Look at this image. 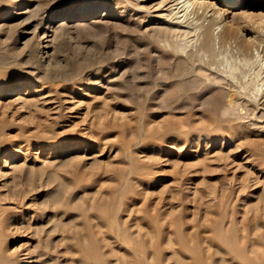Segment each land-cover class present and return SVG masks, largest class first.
<instances>
[{
  "label": "rangeland",
  "instance_id": "374dc122",
  "mask_svg": "<svg viewBox=\"0 0 264 264\" xmlns=\"http://www.w3.org/2000/svg\"><path fill=\"white\" fill-rule=\"evenodd\" d=\"M165 1L0 0V264H264V0L190 5L161 68Z\"/></svg>",
  "mask_w": 264,
  "mask_h": 264
},
{
  "label": "bare ground",
  "instance_id": "6f19581e",
  "mask_svg": "<svg viewBox=\"0 0 264 264\" xmlns=\"http://www.w3.org/2000/svg\"><path fill=\"white\" fill-rule=\"evenodd\" d=\"M18 1H23V2H25V3H27L28 4V7L32 4V2L34 1V3L30 6V8L28 9V10H26V11H24L23 12V14H27V15H33V12H35V10L38 12V14H40L39 13V10L37 9V6H35V3H38V0H18ZM42 1V0H41ZM144 1V0H143ZM162 1V0H161ZM167 1V0H166ZM165 1V5H169L168 7H167V9L166 10H168V15H167V19H168V17H170V16H172L171 17V19L172 20H175L176 22L175 23H172V21H170V20H166V19H164L162 16H160L159 15V17H156V18H159V19H161L160 20V22L161 23H159V24H157V27L155 28H153V27H148L146 30H148V33H150V31H153V30H155V32H154V34L153 35H151V39H155L154 40V42L156 43V44H158L160 47H162L161 48V51L160 52H164L166 55H164L163 57L161 56V58L163 59H161L162 60V62L163 63H165V64H162V62H161V60H160V62H161V65H159L161 68L163 67L164 68V66L165 65H167V58L166 57H168V55H173V54H171V50H172V46H173V44H175V43H173V42H176L175 41V39H180L181 37H183V38H185L186 36L188 37V35H190V30H188V28L186 27V26H183V25H181V23H183L182 21H180V22H177L178 21V19L180 18V16L179 17H177L178 16V14H180L182 11H187V9L189 8V6L190 5H196V7L197 6H199L200 7V5H205V3H208L207 1H204V0H201V1H196V0H193L192 2L190 1V0H168L167 2ZM188 1H190V4H189V2ZM159 3H160V1H159ZM213 4H214V2H213ZM208 5V4H207ZM93 7L92 8H90L89 10H87L86 12H84V13H82V14H79V15H74L75 14V12H79V10H76V8H68V9H65V10H63V11H57V12H54L52 15H50L47 19H45V21L43 22L44 23V26L46 27V29L47 28H53L54 27V25H56L59 21H61V20H70V19H72V18H75V17H79V18H82L81 19V21H86V20H89V16L93 13V11L92 10H95V8L97 7V5L96 4H93L92 5ZM234 6V3L232 2V1H227L226 3H225V6H223V7H221V8H219V9H217V11H216V15H215V17H220L221 19H223L227 14V10L228 9H226V7L227 8H232ZM116 7V6H115ZM145 7V6H144ZM159 7V6H158ZM158 7H157V9H158ZM174 7V8H173ZM198 7V8H199ZM201 7H203V6H201ZM200 7V8H201ZM143 8V7H142ZM160 8V7H159ZM108 9V8H107ZM138 9V8H137ZM139 9H141V7L139 8ZM146 9H148V8H146ZM156 9V10H157ZM180 9H182L181 11H180ZM174 10H176V13H173V11ZM198 11V10H197ZM184 13V12H183ZM22 14V13H21ZM34 15H35V13H34ZM182 15V14H181ZM103 16V15H102ZM106 16V15H105ZM158 16V15H157ZM165 16V15H164ZM31 17V16H30ZM33 17V16H32ZM36 18H37V16H35ZM34 17V18H35ZM6 18V14H0V21L1 20H4ZM164 19V20H163ZM32 21V20H31ZM30 21V22H31ZM80 21V22H81ZM157 21V20H156ZM163 21V22H162ZM42 22V21H41ZM213 22V21H212ZM218 24V23H217ZM159 25H161V26H159ZM48 30V29H47ZM45 32V31H44ZM206 32V31H205ZM152 33V32H151ZM210 33V32H209ZM212 34V33H211ZM147 35V34H146ZM162 35V36H161ZM206 34H204V36H205ZM158 36V37H157ZM192 36V35H191ZM202 36V35H201ZM40 37V39H42L43 41L45 40V39H47L49 36H46L45 35V33H43V35H41V36H39ZM51 37V36H50ZM160 37H162V38H160ZM156 38H158V39H156ZM182 38V39H183ZM150 39V38H149ZM181 39V40H182ZM152 41V40H151ZM178 41V40H177ZM45 42H47V45H45V46H42L41 45V43H39V50H38V54H42V58H45V59H47L49 56H48V51H49V49L51 48V46H49L48 45V43L50 42L49 40H46ZM153 42V43H154ZM154 43V44H155ZM173 43V44H172ZM177 43V42H176ZM46 44V43H45ZM208 44H211L210 43V36L208 35V33H207V35H206V37H204L203 38V40H202V42H201V45H202V47H206V45H208ZM173 47H176V46H173ZM208 47H209V45H208ZM42 48H44V49H47L45 52L44 51H41V49ZM205 49V48H204ZM163 55V54H162ZM175 55V54H174ZM174 55H173V57H174ZM41 57V56H40ZM170 57V56H169ZM171 58V57H170ZM176 58V57H175ZM181 58V57H180ZM183 58V57H182ZM182 58H181V60L179 61V59H178V61H179V63H181L182 64V62L181 61H187L186 63V65L185 66H187L189 63H188V58L186 59V60H182ZM165 59H166V61H165ZM42 60V59H41ZM147 60V59H146ZM171 59H169L168 61L172 64V62H173V60L172 61H170ZM189 60H191V66L190 67H184V65L182 66V67H184V68H180L181 67V65L180 66H178V67H176L177 69H176V74H178L179 76H182V77H184V78H194L195 76H197L199 73H200V71H201V67L199 68V66L197 67V65H196V63H195V60L194 59H190L189 58ZM202 61V60H201ZM149 62V61H148ZM176 63H178L177 61H176ZM169 64V63H168ZM170 64V65H171ZM175 64V63H174ZM179 65V64H178ZM173 65H171V67H172ZM175 66H177V65H175ZM159 67V68H160ZM205 67V66H204ZM209 67V66H208ZM55 68H56V66H55ZM161 68H160V70H161ZM167 68H170V67H167ZM206 68V67H205ZM175 69V67L173 68V70ZM203 69V68H202ZM172 70V71H173ZM204 70V69H203ZM202 70V71H203ZM206 70V69H205ZM204 70V71H205ZM163 71H166V68L163 70ZM163 71L161 70V72L163 73ZM201 71V72H202ZM203 71V73L205 74L206 72H204ZM207 71V70H206ZM209 71V70H208ZM211 72H212V70H211ZM211 72H209V74L211 73ZM168 73H170V74H172V72H171V69H170V72H169V69H168V71H166V73L164 72L163 74H164V76H166L165 74H168ZM202 73V74H203ZM176 74H174V76H176ZM201 74V75H202ZM206 74H208V72L206 73ZM173 75V74H172ZM211 75V74H210ZM162 76V75H161ZM163 76V77H164ZM194 76V77H193ZM205 76V75H204ZM214 76H216V75H214ZM171 77H173V76H171ZM170 78V77H169ZM169 78H167L168 80H169ZM177 78V77H176ZM209 78V77H208ZM161 79H162V77H161ZM213 79V78H212ZM211 79V80H212ZM216 79V81L215 82H217V83H219V82H222L223 80H222V78H215ZM153 81V80H152ZM184 81V80H183ZM197 81V80H196ZM213 81V80H212ZM211 81V82H212ZM170 83V82H169ZM217 83H216V85H217ZM212 84V83H211ZM222 84V83H221ZM166 85V84H165ZM219 86V85H218ZM222 86V85H221ZM172 88V87H171ZM244 88V87H243ZM187 89V88H186ZM241 89V88H240ZM19 89H18V87L15 85V84H13V83H11L9 86H7V87H2V88H0V98H2V97H8V98H11V97H13L14 95H16V94H14V92H16V91H18ZM184 92V91H183ZM29 91H28V89H26V90H24L23 91V95H21V98H24V97H27V96H29ZM213 101V100H212ZM208 103V102H207ZM206 103V104H207ZM214 103V102H213ZM212 103V104H213ZM209 105V104H208ZM217 106V105H216ZM219 106V105H218ZM212 107V106H211ZM209 109V108H208ZM215 109V108H214ZM242 119V118H241ZM70 144H71V141H67L66 143H65V145H64V147L63 148H67V147H69L70 146ZM117 188V187H116ZM110 189H112V188H110ZM120 189V188H119ZM109 191V190H108ZM119 192V191H118ZM108 193V192H107ZM113 193H114V191H113ZM112 194V193H111ZM109 195V194H108ZM114 195V194H113ZM107 196V195H106ZM109 197V196H108ZM102 199H103V197H102ZM108 199V198H107ZM97 201V200H96ZM100 201V200H99ZM114 201V200H113ZM105 203V202H104ZM108 204V203H107ZM60 205V204H59ZM104 207V206H103ZM98 208V207H97ZM103 213V212H102ZM110 213V212H109ZM114 213V212H113ZM147 213V212H146ZM128 214V213H127ZM129 216V215H128ZM104 217V216H103ZM137 218V217H136ZM156 218V217H155ZM104 219V218H103ZM73 222V221H72ZM83 222V221H82ZM106 222H107V220H106ZM77 223V222H76ZM84 223V222H83ZM104 223H105V221H104ZM73 224V223H72ZM78 224H80V223H78ZM110 224V223H109ZM147 224V223H146ZM149 224V223H148ZM58 225V224H57ZM74 225V224H73ZM72 225V226H73ZM85 225V224H84ZM93 225V224H92ZM107 225V224H106ZM150 225V224H149ZM165 225V224H164ZM1 226V225H0ZM78 226V225H77ZM108 226V225H107ZM111 226V225H110ZM154 226V225H153ZM162 226V225H161ZM67 227V226H66ZM79 227H82V228H84V226H83V224H82V226H79ZM90 227H92V226H90ZM109 227V226H108ZM114 227V226H113ZM123 227H125V226H123ZM59 228V227H58ZM68 228V227H67ZM77 228V227H76ZM104 228V227H103ZM110 228V227H109ZM159 228V227H158ZM57 229V227L54 229V230H56ZM65 229V228H64ZM58 230V229H57ZM56 230V231H57ZM75 230V229H74ZM104 230V229H103ZM140 230V229H139ZM233 230V229H232ZM59 231V230H58ZM65 231V230H64ZM69 231H70V229H69ZM107 231V230H106ZM73 232V231H72ZM72 232H70L71 234H72ZM79 232V231H78ZM85 232V231H84ZM155 232V231H154ZM229 232V231H228ZM233 232V231H232ZM57 233V232H56ZM139 233V232H138ZM141 233V232H140ZM157 233V232H156ZM162 233V232H161ZM230 233V232H229ZM68 234V233H67ZM78 234V233H77ZM76 234V235H77ZM146 234H148V233H146ZM57 235V234H56ZM74 235V234H73ZM82 235V234H81ZM94 235V234H93ZM157 235V234H156ZM52 235H50V237H51ZM61 236H64V235H61ZM80 236V235H79ZM95 236V235H94ZM78 237V236H77ZM93 237V236H92ZM52 238V237H51ZM50 238V239H51ZM81 238V237H80ZM89 238V237H88ZM229 238V237H228ZM66 239V238H65ZM153 239V238H152ZM89 240H91V239H89ZM94 240V239H93ZM64 241V240H63ZM215 241V240H214ZM151 242V241H150ZM91 243V242H90ZM200 243V242H199ZM236 243H237V241H236ZM63 244V243H62ZM79 244V243H78ZM94 244V243H93ZM81 245V244H80ZM127 245V244H126ZM111 246V245H110ZM40 247V246H39ZM42 247V246H41ZM40 247V248H41ZM170 248V247H169ZM223 248V247H222ZM83 249H84V246H83ZM111 249V248H110ZM109 249V250H110ZM152 249V248H151ZM161 249V248H160ZM225 249V248H224ZM52 250V249H51ZM158 250V249H157ZM234 250V249H233ZM36 251H37V249H36ZM77 251H79V250H77ZM228 251V250H227ZM234 251H236V250H234ZM237 252H239V251H237ZM188 253V252H187ZM200 253V252H199ZM198 253V254H199ZM240 253V252H239ZM81 253H79V255H80ZM156 254V253H155ZM192 254V253H191ZM237 254V253H236ZM206 255V254H205ZM98 256V255H97ZM159 256V255H158ZM190 256V255H189ZM238 257L239 259H240V257L241 256H238V254L237 255H235V257ZM193 257V256H192ZM257 257V256H256ZM95 258V257H94ZM206 258V257H205ZM209 258V257H208ZM234 258V257H233ZM236 259V260H239V259ZM242 258V257H241ZM1 259V258H0ZM7 259H10V258H7ZM156 260V262H157V258H155ZM181 259V258H180ZM193 259H195L194 257H193ZM252 259V258H251ZM11 260V259H10ZM31 261H32V259H30ZM105 260V259H104ZM243 260V259H242ZM241 260V261H242ZM2 261V260H1ZM8 261V260H7ZM30 261V262H31ZM148 261V260H147ZM171 261V260H170ZM175 261V260H174ZM180 261V260H179ZM28 262H29V260H28ZM163 262V261H162ZM192 262V261H191ZM196 262V261H195ZM244 262V261H243ZM256 262V261H255ZM3 263V262H2ZM80 263V262H79ZM99 263V262H98ZM155 263V262H154ZM260 263V262H259ZM7 264V263H6ZM12 264V263H11ZM96 264V263H95ZM152 264V263H151ZM156 264H159L158 262L156 263ZM178 264V263H177ZM205 264V263H204ZM247 264V263H246ZM250 264V263H249ZM263 264V263H262Z\"/></svg>",
  "mask_w": 264,
  "mask_h": 264
}]
</instances>
